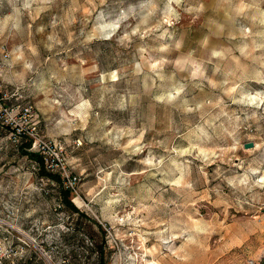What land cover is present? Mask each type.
Instances as JSON below:
<instances>
[{"label":"rangeland","instance_id":"1","mask_svg":"<svg viewBox=\"0 0 264 264\" xmlns=\"http://www.w3.org/2000/svg\"><path fill=\"white\" fill-rule=\"evenodd\" d=\"M0 51L78 209L0 123L18 264H264V0H0Z\"/></svg>","mask_w":264,"mask_h":264},{"label":"built area","instance_id":"2","mask_svg":"<svg viewBox=\"0 0 264 264\" xmlns=\"http://www.w3.org/2000/svg\"><path fill=\"white\" fill-rule=\"evenodd\" d=\"M1 54L0 51V57ZM1 64L0 61V67ZM12 95H7L0 78V123L8 129L11 136H25L28 138L30 142L29 149L34 148L36 152L40 153L43 164L48 170L58 169L63 174L65 172V162L61 157L62 149L51 148V144L39 133L34 121L35 111L32 103L9 104L6 100ZM20 97L21 95L15 96V99ZM20 248V251H18L11 239L4 238L0 242V264H18V260L24 256L22 247L20 246Z\"/></svg>","mask_w":264,"mask_h":264},{"label":"trees","instance_id":"3","mask_svg":"<svg viewBox=\"0 0 264 264\" xmlns=\"http://www.w3.org/2000/svg\"><path fill=\"white\" fill-rule=\"evenodd\" d=\"M29 145H30L29 141L25 144L20 145L22 149V153L26 154L30 159L37 162L38 171L42 176L51 178L58 183L59 193H60L61 201L63 202V204L68 206L71 210L77 211L78 210L77 207L72 203L70 199V195L72 193L71 187L69 186L64 187L63 185H61V181H62L61 174L58 171L52 172L48 170L43 164L42 156L40 155V153L36 151H30ZM82 214L84 213L82 212ZM88 218L90 219L91 217H88ZM98 227L100 229L101 234L104 233V230L99 224H98ZM101 252H102V249L100 250V256H101Z\"/></svg>","mask_w":264,"mask_h":264},{"label":"bare ground","instance_id":"4","mask_svg":"<svg viewBox=\"0 0 264 264\" xmlns=\"http://www.w3.org/2000/svg\"><path fill=\"white\" fill-rule=\"evenodd\" d=\"M74 199H76V198H74Z\"/></svg>","mask_w":264,"mask_h":264}]
</instances>
